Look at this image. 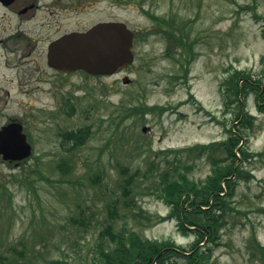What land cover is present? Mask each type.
Returning <instances> with one entry per match:
<instances>
[{
  "label": "rangeland",
  "instance_id": "obj_1",
  "mask_svg": "<svg viewBox=\"0 0 264 264\" xmlns=\"http://www.w3.org/2000/svg\"><path fill=\"white\" fill-rule=\"evenodd\" d=\"M256 11L264 16V0H93L84 13L61 15L56 28L45 25L40 49L58 34L123 20L137 37L131 65L92 76L58 72L46 57L38 71L32 63L11 68L1 61L0 127L11 118L20 120L34 148L25 164L5 161L0 154V254L8 257L1 264H95L100 233L109 222L116 231L126 227L190 248L196 232L185 234L177 218L169 217L155 179L181 155L193 163L190 176L205 179L212 170L207 152L225 154L196 146L225 140L234 127L238 105L227 111L220 89L226 69L264 75V21L254 18ZM153 14L175 17L181 30L173 35L193 45L191 63L184 50L157 33ZM67 99L75 107L72 114ZM142 106L157 107L143 114ZM245 110L258 117L249 138L253 154L243 161L246 175L237 180L231 209L221 213L225 224L219 243L212 245L213 264H264L255 242L264 244V113L254 95ZM86 125L92 132L83 145L68 150L61 144L58 132ZM63 160L71 166L69 173L59 167ZM126 167L131 174L142 170L129 195L123 187ZM19 172L22 184L11 176Z\"/></svg>",
  "mask_w": 264,
  "mask_h": 264
},
{
  "label": "trees",
  "instance_id": "obj_2",
  "mask_svg": "<svg viewBox=\"0 0 264 264\" xmlns=\"http://www.w3.org/2000/svg\"><path fill=\"white\" fill-rule=\"evenodd\" d=\"M152 17L160 25L157 33L164 34L170 44L176 43L184 50L187 65L191 63L196 55L193 52V45L184 41L181 34L173 35L175 31L181 30L175 27V17L165 18L154 14ZM254 18L257 21L260 19L264 21V16L258 14L257 11L254 12ZM262 61L264 63V56H262ZM226 73L225 78L221 81L220 89L227 111H230L233 105H238L235 112L236 118L233 122L234 127L227 129L228 136L225 140L196 146L203 151L214 147L220 148L225 156L218 157L212 155V152L210 154L207 152L212 162V170L205 179L197 180L190 176L193 163L184 155L176 156L171 167L166 168L160 177L155 179L157 196L170 207L169 217L177 218L178 225L185 234L189 231L196 232V239L191 247L177 245L170 239H149L138 231L126 227L121 231H116L114 224L109 222L100 233L101 241L97 244L93 263L174 264V260L182 258L184 264H213L211 262L212 245L219 243L221 238L219 231L225 224L221 213L231 209L228 201L236 194L237 180L246 175L243 161L253 154L249 149V138L253 135L251 132L256 131L254 129L257 128L258 117L250 113L249 110H245V104L250 95L255 96L259 112L264 113V77H262L264 75L255 76L251 71L233 66L228 67ZM64 103L70 108L67 113L72 114L75 107L71 100L67 99ZM156 107L147 106L141 108L140 111L144 114ZM166 109L167 107L161 108V110ZM91 132V126L86 125L77 129L60 131L57 135L62 137L61 144L64 147L67 146L69 150L83 145L90 137ZM176 152L179 153L180 150ZM29 159L19 163L25 164ZM59 167L64 172L71 171L70 164L65 160L59 164ZM123 172L127 175L123 186L124 193L129 195L130 186L137 175L142 173V170L138 168L131 174L126 167ZM20 173L11 174V176L14 177V181L22 184L18 177ZM7 184H9V180H7ZM7 184H4L2 188L6 189ZM110 214L111 218H116V206L110 208ZM74 221L88 223L84 218H81V221L74 218ZM204 242L207 245L203 246ZM255 242L261 250L264 261V244L257 239ZM7 259V256L0 254V264Z\"/></svg>",
  "mask_w": 264,
  "mask_h": 264
},
{
  "label": "water",
  "instance_id": "obj_3",
  "mask_svg": "<svg viewBox=\"0 0 264 264\" xmlns=\"http://www.w3.org/2000/svg\"><path fill=\"white\" fill-rule=\"evenodd\" d=\"M134 32L123 21H101L83 31L65 33L49 45L48 63L57 70H84L108 75L134 61ZM129 82V80H126ZM143 130L148 131L144 126ZM32 144L23 124L12 121L0 129V154L4 160L31 156Z\"/></svg>",
  "mask_w": 264,
  "mask_h": 264
},
{
  "label": "flooded vegetation",
  "instance_id": "obj_4",
  "mask_svg": "<svg viewBox=\"0 0 264 264\" xmlns=\"http://www.w3.org/2000/svg\"><path fill=\"white\" fill-rule=\"evenodd\" d=\"M92 5L93 0H0V62L4 61L11 68H24L32 63L30 68L40 70L50 43L68 33L58 34L40 49L45 25L48 30L54 29L59 26L61 15L81 14ZM11 120L17 119L11 118L9 122Z\"/></svg>",
  "mask_w": 264,
  "mask_h": 264
}]
</instances>
